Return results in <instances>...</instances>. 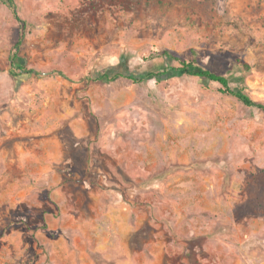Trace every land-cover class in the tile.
<instances>
[{"label":"rangeland","instance_id":"obj_1","mask_svg":"<svg viewBox=\"0 0 264 264\" xmlns=\"http://www.w3.org/2000/svg\"><path fill=\"white\" fill-rule=\"evenodd\" d=\"M12 1L0 264H264V0Z\"/></svg>","mask_w":264,"mask_h":264},{"label":"trees","instance_id":"obj_2","mask_svg":"<svg viewBox=\"0 0 264 264\" xmlns=\"http://www.w3.org/2000/svg\"><path fill=\"white\" fill-rule=\"evenodd\" d=\"M4 1H5L4 3L10 9H12L13 15L15 16L16 20L18 22H22L20 17H19L18 11H17L16 6L13 3V1L12 0H4ZM21 41H22V39H21ZM21 41L18 43L17 46H20ZM163 55L165 57H167V58H172V59H175L176 61H178L181 64L182 71L184 73H186L188 75H191V76H197V77L206 78V79H208V80H210L212 82L218 83L224 88L222 93H227V94H230V95L236 97L241 103H243L247 107H256V108H258V109H260L261 111L264 112V104L263 103L254 101L252 98H250L249 96L244 94L242 91H234V90H232L231 86H230L231 85V80L227 76L216 74V73H213V72H211L209 70H203V71H200V72H194L192 70V68H193L192 63L184 61V60H181V59L176 58V57H173L169 52H164ZM243 67H245L248 71L250 70V68H249V66L247 64H244ZM168 71H169L168 68L163 69L162 67H160V68L156 69V71L149 72L147 75H148V77H158V76H163V75L168 74ZM122 76L123 77H128V76H126V74H123ZM130 79L133 80V81H137L135 78H131L130 77ZM239 81L243 82L244 79L240 78Z\"/></svg>","mask_w":264,"mask_h":264}]
</instances>
